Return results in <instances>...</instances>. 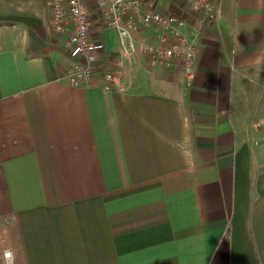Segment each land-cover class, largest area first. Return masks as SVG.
I'll use <instances>...</instances> for the list:
<instances>
[{"label": "crops", "instance_id": "obj_1", "mask_svg": "<svg viewBox=\"0 0 264 264\" xmlns=\"http://www.w3.org/2000/svg\"><path fill=\"white\" fill-rule=\"evenodd\" d=\"M100 1L95 73L123 93L67 84L48 0H0V264H264V0H216L210 23L143 0L197 33L190 85L150 67L158 30L122 55Z\"/></svg>", "mask_w": 264, "mask_h": 264}, {"label": "built area", "instance_id": "obj_2", "mask_svg": "<svg viewBox=\"0 0 264 264\" xmlns=\"http://www.w3.org/2000/svg\"><path fill=\"white\" fill-rule=\"evenodd\" d=\"M51 25L56 35L64 36L63 49L72 60L64 79L73 88L88 87L95 79L102 82L106 92L123 93L127 85L119 73L102 70L95 73L102 43H94L89 37L90 21L85 0H48ZM106 24L118 31L120 52L129 56L134 50L132 33L158 30L157 43L143 45L150 67L171 69L176 67L188 79L190 85L194 62L199 50L198 35L188 39L184 34L186 22L177 16H162L143 8V0H102L98 2ZM193 9L201 12L202 21L210 23L215 18L216 0H195ZM6 260L10 253H4Z\"/></svg>", "mask_w": 264, "mask_h": 264}, {"label": "bare ground", "instance_id": "obj_3", "mask_svg": "<svg viewBox=\"0 0 264 264\" xmlns=\"http://www.w3.org/2000/svg\"><path fill=\"white\" fill-rule=\"evenodd\" d=\"M6 261H8V262H9V260H6Z\"/></svg>", "mask_w": 264, "mask_h": 264}, {"label": "rangeland", "instance_id": "obj_4", "mask_svg": "<svg viewBox=\"0 0 264 264\" xmlns=\"http://www.w3.org/2000/svg\"><path fill=\"white\" fill-rule=\"evenodd\" d=\"M8 251V250H7ZM4 254V253H3Z\"/></svg>", "mask_w": 264, "mask_h": 264}]
</instances>
